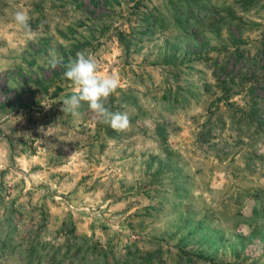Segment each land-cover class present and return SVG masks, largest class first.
I'll return each mask as SVG.
<instances>
[{
  "label": "rangeland",
  "instance_id": "1",
  "mask_svg": "<svg viewBox=\"0 0 264 264\" xmlns=\"http://www.w3.org/2000/svg\"><path fill=\"white\" fill-rule=\"evenodd\" d=\"M185 1L0 0V264H264V0ZM49 49L127 130L63 113Z\"/></svg>",
  "mask_w": 264,
  "mask_h": 264
},
{
  "label": "clouds",
  "instance_id": "2",
  "mask_svg": "<svg viewBox=\"0 0 264 264\" xmlns=\"http://www.w3.org/2000/svg\"><path fill=\"white\" fill-rule=\"evenodd\" d=\"M13 22L23 31L26 41H34L43 31V22L34 30L31 26V16L25 9L16 10L12 16ZM46 66L55 69L63 65V77L71 82V94L62 101L63 113L79 119L84 114L81 109L94 114L97 121L109 125L117 132L125 131L130 126V118L126 112H113L106 106L108 98L116 93L121 86L117 74L102 76L98 72V64L92 53L78 52L75 58H70L64 64L63 58L55 49H49L44 57Z\"/></svg>",
  "mask_w": 264,
  "mask_h": 264
},
{
  "label": "trees",
  "instance_id": "3",
  "mask_svg": "<svg viewBox=\"0 0 264 264\" xmlns=\"http://www.w3.org/2000/svg\"><path fill=\"white\" fill-rule=\"evenodd\" d=\"M170 1H171V0H170ZM185 3H187L186 5H187V8L189 9V10H188V14L192 13V10L195 9V7L193 8L192 5H191L192 0H186ZM196 9H198V8H196ZM180 17H181L180 14L177 15L178 20L176 21V23H177V24L179 25V27L182 28L183 30H189V29L187 28L188 25L186 24V22L183 23V20H182V18H180ZM161 21H162V20H159V19L157 18V19H155L154 21H152V23H153V24H156L157 22H161ZM146 28L150 30V26H149V25H148Z\"/></svg>",
  "mask_w": 264,
  "mask_h": 264
}]
</instances>
